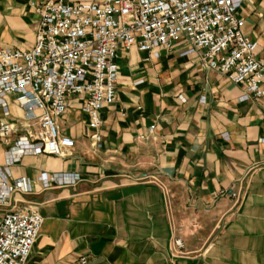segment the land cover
<instances>
[{"label":"crops","instance_id":"0c3cea01","mask_svg":"<svg viewBox=\"0 0 264 264\" xmlns=\"http://www.w3.org/2000/svg\"><path fill=\"white\" fill-rule=\"evenodd\" d=\"M44 1L0 0V49L34 45L32 2ZM78 1L91 0H64ZM239 15L264 61V0H246ZM190 48L122 50L101 148L87 135L84 100L72 96L58 119L76 142L68 155L26 154L10 166V181L27 178L32 192L0 206V219L27 207L44 217L29 264H264V97L243 98V86ZM11 111L9 121L24 116L12 102ZM8 150L0 144V167ZM62 172L81 180L40 181Z\"/></svg>","mask_w":264,"mask_h":264},{"label":"built area","instance_id":"2783aa9c","mask_svg":"<svg viewBox=\"0 0 264 264\" xmlns=\"http://www.w3.org/2000/svg\"><path fill=\"white\" fill-rule=\"evenodd\" d=\"M245 1L32 2L38 17L34 45L0 49V144L9 146L7 164L0 167V206H9L17 192H32L29 179L10 181L13 163L26 154L65 157L75 147L58 121L72 96L84 100L87 135L95 150L101 148V110L116 101L122 50L136 46L158 56L159 49L182 40L191 46L187 53H200L204 66L243 86V98L264 97V61L257 57V41L245 36L239 15ZM11 102L24 111L16 121L8 120ZM80 180L79 173L40 176L45 188ZM43 224L36 207L6 211L0 219V264H29ZM175 246L182 248L183 240L176 238Z\"/></svg>","mask_w":264,"mask_h":264}]
</instances>
